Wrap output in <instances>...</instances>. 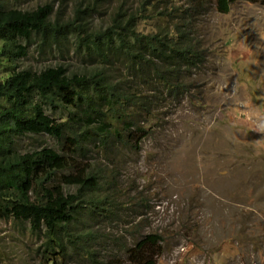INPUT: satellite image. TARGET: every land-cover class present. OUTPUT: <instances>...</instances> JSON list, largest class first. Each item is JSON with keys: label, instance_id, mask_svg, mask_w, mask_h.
<instances>
[{"label": "rangeland", "instance_id": "obj_1", "mask_svg": "<svg viewBox=\"0 0 264 264\" xmlns=\"http://www.w3.org/2000/svg\"><path fill=\"white\" fill-rule=\"evenodd\" d=\"M95 1L1 0L22 10L49 3L51 19L60 21ZM175 1L204 58L185 72L183 89L153 88L149 111L134 115L147 134L134 133L131 144L111 137L105 145L91 140L78 148L68 131L15 140L19 153L51 147L79 170H95L100 193H109L114 205L111 216L78 215L63 234V241L68 235L77 240L67 242L62 255L54 250V264H136L128 249L153 232L162 236L154 264H264V0H233L227 12L214 0L199 9ZM139 2L99 0L86 21L105 26L119 4L133 10ZM158 21L138 19L137 29L151 31ZM18 42L25 54L10 61L0 56V78L58 65L68 74L89 73L98 65L75 51L71 36L59 45H44L38 35ZM103 67L113 78L127 73L120 60ZM43 105L54 121L66 120L63 108ZM63 191L77 187L64 184ZM43 240L28 221L0 217V264H40Z\"/></svg>", "mask_w": 264, "mask_h": 264}, {"label": "trees", "instance_id": "obj_2", "mask_svg": "<svg viewBox=\"0 0 264 264\" xmlns=\"http://www.w3.org/2000/svg\"><path fill=\"white\" fill-rule=\"evenodd\" d=\"M98 1L77 5L70 19L60 21L58 17L51 19L49 3L22 10L6 7L0 0L3 58L10 61L25 54L20 39L28 41L38 35L44 45H59L71 36L75 51L98 64L89 73L68 74L58 65L38 72L11 70L0 78V217L28 221L31 230L42 233L45 257L40 264H54V250L62 255L65 244L77 240L68 235L63 241V234L67 236L68 226L78 215L111 216L114 205L109 193H100L102 179L95 170H79L51 147L19 153L16 138L24 133L61 137L68 131L76 148L91 140L105 145L111 137L131 144L134 133L148 132L134 115L149 111L153 88L162 85L170 93L183 89L185 72L204 58L191 23L175 0H141L133 10L119 4L105 26L91 27L86 15L96 9ZM205 1L185 3L199 9ZM232 1L214 0L215 8L227 12ZM151 16L161 22L151 31L138 30V19ZM118 60L126 64L127 73L122 78L110 77L103 66ZM45 102L66 110V120L54 121L45 112ZM106 182L108 191L110 181ZM64 184L76 186L77 191L65 193ZM161 240L158 233L144 234L128 249L129 260L154 264L152 256L160 252Z\"/></svg>", "mask_w": 264, "mask_h": 264}]
</instances>
